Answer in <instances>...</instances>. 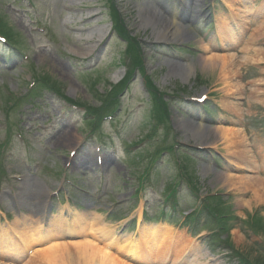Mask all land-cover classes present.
<instances>
[{
  "label": "rangeland",
  "instance_id": "rangeland-1",
  "mask_svg": "<svg viewBox=\"0 0 264 264\" xmlns=\"http://www.w3.org/2000/svg\"><path fill=\"white\" fill-rule=\"evenodd\" d=\"M218 1L217 6L218 8L221 7L217 11L219 21L227 24L226 15L228 14V16L237 20L240 29L242 28L246 31L247 39L250 42L254 41L256 43L255 41H257V44H260V42L264 43V18L257 21V19L255 20L247 15V12H249V2L251 1L259 5V1ZM105 2L106 0H0V29L20 45H23L24 51L29 56L28 62L21 64L23 66L20 68L14 67L9 73H5L8 71L2 69L3 73L0 77V124H6L9 118L13 125L21 122L19 124L20 128L13 129L12 139H14L15 133L24 130L35 133V136L38 135L40 133L38 126L43 124L41 122L42 119L45 122V128L51 129L54 122L49 121L46 123V120L51 115L54 117L56 125L55 129H53V132L56 130L55 139H49L47 145H45V142L41 144L42 147L46 148V151H42L41 145L37 144L39 142L35 141L38 140L35 139L37 137L34 138V141H31L33 135L25 136L29 148L22 147L18 143L10 145L11 153L8 152V154L10 156L12 154L11 160L5 156L4 152L1 153L0 151V177H5L6 168L10 172L21 176L23 172L18 162L20 160L29 161L30 163L34 161L33 166L37 167L38 165L40 168V172L37 174L40 177L37 180L39 184H43V188L46 186L52 187L50 178H52L53 172L60 170L64 160L55 159V154H48V148L57 149L58 152L64 155L67 151L70 153L72 149L77 148L79 141L84 137L83 133L88 129L86 127V130H82L83 124L79 125V116L67 113V110L56 100L53 103L54 106H51L52 96L48 94L45 96L38 92L36 96L30 99L26 88L33 78L47 80L51 87L58 89L57 91L64 97L80 105L90 106L95 109L103 105L98 93H103L109 88L108 84H116V81L122 78L123 71L116 70V67L119 55H123L125 46L114 40H111L110 44H108L110 36L108 35L107 28L110 26L109 23L105 19H102L100 15L90 18L94 13L93 11L97 9L99 12L102 11V6ZM114 2L117 6L116 8L121 13L120 20L125 28V36L127 37L128 35L132 41L137 42L136 48L144 53V60L134 56L128 57L127 62L123 63L125 67L129 64L141 65V70H145L150 75L155 86L164 90L169 95L185 94L196 97L206 92L211 97L210 104L207 106L210 110L209 120L206 121L205 125L212 128L210 132L207 131L208 133L214 134L216 132L221 134L216 140L209 139L203 142L198 139L186 140L183 136L182 128H179L178 123L182 120L191 122V118L187 117L193 115L196 108L192 106L187 108L188 106L186 105H175L174 103L171 105L173 129L168 133L167 137L170 138L175 131L178 133L177 138L179 137L178 139L182 143L190 145L203 144L204 142L208 144L216 143L213 146L218 147L221 153L230 155L229 158H233V163H239L238 160L245 161L243 156H245V152H248L249 138H246L238 128L252 121L254 123L260 122L261 119L264 129V44H261L262 48H246L238 50V53H223L226 57L222 60H216L213 66L209 67L206 60L207 56H221L222 54H217L215 49L210 48L208 43L203 42L190 27H186L187 34L189 35L188 39L185 38L182 41L170 39H167V41L165 39L157 40L156 38L159 37L156 36L152 28L149 26L145 28L143 27L144 25H140V20L137 16V6H140L139 8H143L145 12L154 8L168 19H172L174 10H177L181 16L186 17L194 14L199 9L198 7H201L203 4L205 5L207 0H181L184 6L182 9L175 7L174 0H114ZM108 3L111 5L110 0H108ZM80 6L84 7L80 8ZM260 6L264 10V4H260ZM89 8H92V10ZM17 11H20V13L18 14ZM27 12H30L31 15L29 16L34 22H38L37 26L45 29L43 34L35 35L31 32V26L23 15ZM254 23H257V25H253ZM180 24L184 26L182 22ZM206 31L208 33L210 29ZM163 40L167 43L174 42L176 48H180L182 52H172L171 50L159 48L156 50V53L153 46L148 49L143 44L145 41L150 45ZM208 40L211 44L220 45L218 40L211 41V38H204V41ZM105 44H108V47L103 52ZM203 44L205 45L204 47L202 46ZM45 45H48V47H44ZM33 46L36 47V52H34ZM160 50L168 54V57L165 56L164 58ZM199 50H202L204 53H190ZM173 55L175 57H172ZM9 56L12 59L15 58L13 55ZM175 63L183 66H192L193 71L191 70L188 80L168 74L170 66ZM92 65L96 67L93 70H88L89 72L83 73L80 70V68L92 67ZM132 66L129 68L132 69ZM1 86L5 88L4 92L2 90L3 93H1ZM142 86L143 79L136 75V80L131 87L133 88L132 92L129 93L132 97L129 99L123 98L121 103L122 110L117 117V125L121 124V131H123L121 134L122 141L119 139L117 141L118 144L115 143L113 147V151H116L115 158L118 159V162L113 163L107 160L104 163L108 186L107 192L112 194L113 200L123 199L129 194L128 186L134 180L130 175L135 171L134 168L142 167L136 163V160H129L124 151L120 150L123 145L134 143L145 132L148 106L142 104L139 94ZM258 95L259 97L255 101L252 100V98ZM261 96L262 98H260ZM6 97L13 98L6 100L8 99ZM40 98L43 100L41 105ZM21 103H23V107L19 109L22 105ZM137 103L142 104L138 110L134 108ZM9 108H11V114L8 115ZM126 110L130 111V113H125ZM183 110L188 112V116L181 115V112H184ZM136 114L137 118H135ZM252 115H255L257 118H254ZM221 119H223L224 124H221V121H219ZM133 120L134 122H132ZM111 125L113 123L108 124L105 122L99 124L103 132H110L112 135H115L117 131ZM0 128L2 129L1 125ZM95 129L91 132L95 131ZM187 129L189 128L184 127L183 131ZM191 129L193 132L195 131L194 128ZM224 133L226 138L221 139ZM6 134L8 135L9 132L7 131ZM162 134L165 137V132L162 131L160 135ZM59 140H62L61 144L58 142ZM159 140L164 141L161 143H164L165 147H168L171 143L170 139L164 140L160 138ZM161 143L153 141V146L155 147L156 144ZM95 144L97 145V143ZM163 160L165 161L166 158ZM168 163L171 166L170 162ZM185 163L190 178L196 183V188L200 192H222L229 187H219L214 177L218 171L212 172L207 170L205 166L189 160H185ZM165 168L163 167L158 179H156L158 191L171 181L172 173ZM79 170L80 173L76 172L74 173L75 175H72L74 178L87 181L93 177V174L89 173L85 168ZM93 173L95 174L96 172L93 171ZM42 175L43 177H41ZM224 175L227 176V174ZM13 181L16 182L15 180ZM0 182H3L2 178H0ZM93 183L95 181L92 182L90 180L89 185L92 187ZM242 183L245 187L247 185L246 188L249 189L257 188L261 184L257 178H252L248 181L244 180ZM14 185L16 186L17 184L14 183ZM6 186L8 188L10 184L0 183V188H5ZM245 187L242 184H237L231 188L236 190L237 188ZM39 192L43 193L41 190ZM251 196L249 195L248 199ZM235 199L239 201L245 200ZM235 199L227 200L226 203H223L224 206L215 201L213 206H215L219 213L232 214V210H239L238 206L235 207L237 203ZM5 201L9 202V200ZM255 203L263 204V201H252L251 207ZM7 205L8 203L3 208ZM183 207L185 208L184 205ZM185 210H187V207ZM8 212H11V210L8 209ZM203 223L207 225L203 228L204 231L213 228V225L208 226L209 221L204 220ZM232 233L236 234L237 240L241 241L243 246H239L234 242V235L232 236ZM226 238L236 247L238 246L240 250H243L244 253H247L249 258L256 259L258 264H264V256L261 257L264 253L251 250L252 246L242 239L241 234L240 236L238 235L237 230L231 229Z\"/></svg>",
  "mask_w": 264,
  "mask_h": 264
},
{
  "label": "bare ground",
  "instance_id": "bare-ground-1",
  "mask_svg": "<svg viewBox=\"0 0 264 264\" xmlns=\"http://www.w3.org/2000/svg\"><path fill=\"white\" fill-rule=\"evenodd\" d=\"M140 6H137V12H138V18L140 20V25H144L143 27H151L154 33L156 34L157 40H162V39H170L174 41H182L185 38L188 39L189 35L187 34L186 27L177 23L173 19H168L167 17L163 16L158 10L156 9H149V11H146L142 8H139ZM230 17V16H229ZM227 21V20H226ZM237 22V21H236ZM228 21H227V26L222 25V31L227 32V34H230L231 32L229 26H228ZM220 42L223 45H226L225 39L220 38ZM225 55L221 56H215V55H208L206 60L208 62V66L212 67L214 62L216 60H222L225 58ZM170 64V63H169ZM191 65V64H190ZM208 68V67H207ZM192 66H183V65H178V64H173L169 68V75H174V76H179L181 78H184V80H188V77L191 73ZM179 128H182V133L183 136L185 137L186 140L192 139V140H199V141H204V140H216L220 133H215L210 134L207 131L210 132V128H207L202 125H195L187 121H179L178 123ZM188 127L189 129L184 130V127ZM191 128H194L195 131L193 132ZM191 131V132H190ZM66 137V136H65ZM226 138V135L221 137V139ZM60 144L62 143V140L58 141ZM68 142V141H67ZM208 143L204 142L203 144L200 143V145H207ZM209 145H216V143H209ZM225 151H227L225 149ZM215 181L218 183L219 187H226L230 188L234 185L237 184H242L244 187L245 185L242 183L244 180H250L252 178L250 177H235V176H225L224 174L216 173L214 175ZM260 181V180H259ZM43 184L36 183V188H35V194L38 195V192L42 190L43 192L48 191L47 188H42ZM217 185V184H216ZM264 188V181L260 184ZM247 187V185H246ZM245 187V188H246ZM38 189V191H37ZM247 189V188H246ZM249 189V188H248ZM261 196L264 197V191H262ZM75 218L71 221V225H67L65 222H63L59 218H53L51 220V230H56L58 229L60 233L65 234L68 233V235H71L69 233H73L75 235H81L86 233L85 232V227H86V221H83V216L78 213L75 214ZM81 222V223H80ZM96 224V234H98L101 230L102 225L99 223V221L95 222ZM68 226V227H66ZM18 228L20 230V234H25L26 237L30 238L31 241H42L43 239L41 236L39 237L36 232V236L33 237V235L30 233L29 227L27 225H18ZM166 230H162L160 234L156 233L154 230V227H149L147 229H144V239L146 241H150L152 238L156 237L159 238L158 240L160 243H156L152 246L153 250V255L157 256L159 253L163 251L162 244L163 240V234ZM64 232V233H63ZM67 235V236H68ZM160 235L161 237H159ZM51 238H57V232H54L53 236H50ZM107 235L103 234L101 235L102 242L104 244L109 245L107 242L106 238ZM176 241H182L181 237H177ZM185 245H183L182 249L184 248ZM118 248H122V246H118ZM2 251V249H0ZM130 250V249H128ZM150 250V248H149ZM123 251V249H122ZM159 252V253H158ZM3 253V251L1 252ZM16 255H20L19 252H16ZM127 256H130L132 259L134 257L133 254L131 253H126ZM169 260V259H167ZM37 262L39 264H124L122 262H119L113 254H110L104 249L99 246L98 244H94L88 240L84 241H78V242H73V243H55L43 250H37L30 259H28V262ZM4 264V263H1Z\"/></svg>",
  "mask_w": 264,
  "mask_h": 264
},
{
  "label": "trees",
  "instance_id": "trees-1",
  "mask_svg": "<svg viewBox=\"0 0 264 264\" xmlns=\"http://www.w3.org/2000/svg\"><path fill=\"white\" fill-rule=\"evenodd\" d=\"M0 31H2L1 29H0ZM3 33H5V32H3ZM6 34V33H5Z\"/></svg>",
  "mask_w": 264,
  "mask_h": 264
}]
</instances>
